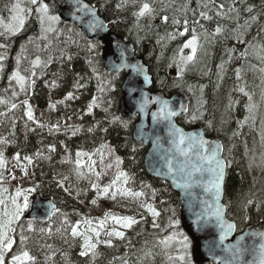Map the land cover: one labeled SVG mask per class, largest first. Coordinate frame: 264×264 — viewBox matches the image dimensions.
<instances>
[{
  "label": "trees",
  "instance_id": "1",
  "mask_svg": "<svg viewBox=\"0 0 264 264\" xmlns=\"http://www.w3.org/2000/svg\"><path fill=\"white\" fill-rule=\"evenodd\" d=\"M91 1L101 9L112 30L132 43L139 55L145 47L152 48L147 65L154 77L153 91H162L166 96L179 94L189 102L190 110L182 118V127L190 130L199 126L207 137L223 142L228 164L226 204L239 233L248 226L264 224V72L261 71L264 68V59H261L264 57L261 49L264 0H239L232 7L237 11L225 10L209 0L143 1L154 11L139 18L135 15L140 10L139 1ZM16 2L13 0L1 8L0 18L7 17ZM204 4L208 6L203 7ZM31 8L33 11L27 19L30 29L25 23L16 36L0 30L4 33L0 35V44L7 45L0 48V55L5 56L0 71V99L9 102L0 104V140L7 141L0 143L4 157L0 174L1 168L9 171L3 178L8 190L35 189L28 196L30 205L40 195L53 201L59 211L47 222L32 221L35 231L27 230L30 220L23 213L16 226L17 244L12 252L20 250L19 232L23 228L24 234L30 237L26 246L35 257V264H185L175 259L183 254L181 236H176L167 248L158 244L172 233L183 234L179 196L169 184L147 172L148 149L136 145L134 122L121 118L119 108L125 76L107 73L101 46L60 19L58 23L65 32L55 39L44 40L32 24L38 17L36 6ZM50 10L58 16L56 8ZM201 11L211 19L201 18ZM217 12L226 15H217ZM165 16L167 22L163 19ZM173 19L180 23H173ZM185 20L188 31L180 35L185 30ZM217 27L221 28L220 33H216ZM193 35L198 40L196 55L193 61H182L181 55L187 56L183 45ZM17 56L21 57V74L31 77L26 92H21L15 81L9 82L17 70ZM37 58L41 63L33 67L32 62ZM32 72L35 76H31ZM241 87L253 97L255 107L251 112L248 97L239 90ZM93 101L95 105L89 110ZM10 103L17 107L11 109ZM28 105L32 108L33 120L27 117ZM71 117H74L72 123ZM101 145H107L102 149V161L96 153ZM108 149L112 150L111 155ZM77 152L89 154L79 158L80 166L75 163ZM25 157H31L32 162ZM117 157L121 161L118 166ZM92 161L96 162L93 171L103 172L99 179L89 171ZM109 164L111 168L106 167ZM78 167L84 175H78ZM120 171L126 172L129 179L124 184L122 177L115 187L122 185L133 192L143 191L145 195L137 198L153 205L160 215L154 218L146 208L136 213L134 201L124 203L127 207L123 211L111 214L134 217L139 223L123 231L125 239L106 236L97 244L95 255L90 252L82 256L83 237H73L70 226L85 218H99L89 209L97 192L92 184L107 186ZM114 190L110 189V195ZM125 197L137 202L133 197ZM154 219L159 228L153 227ZM170 220L178 221V226L169 227ZM42 228H50L51 235L41 233ZM109 239L111 247L103 243ZM6 255L10 264L12 253ZM190 255L189 243L186 259L194 264Z\"/></svg>",
  "mask_w": 264,
  "mask_h": 264
},
{
  "label": "snow or ice",
  "instance_id": "2",
  "mask_svg": "<svg viewBox=\"0 0 264 264\" xmlns=\"http://www.w3.org/2000/svg\"><path fill=\"white\" fill-rule=\"evenodd\" d=\"M126 2V0H125ZM28 4L36 6L35 11L38 13V19L41 24V28L43 32H53L55 29L52 27V24L57 22L59 20V17L56 15H51L50 14V8L47 3H42L41 0H27ZM76 3L79 5L80 0H76ZM209 3L215 4L216 0H209ZM207 4H204L203 7H207ZM220 8H225L226 6L221 4L219 6ZM185 9H187V5H185ZM82 10H88L91 12V15L93 17V20L90 22V27H96L97 24L99 23L98 20L95 19V10L92 9L89 5H82V7H77V11H82ZM229 11H237L234 8H229ZM10 12L15 13L14 15L11 16V19L13 21H16V25H7V31L10 32L12 35H15L17 32H19L25 23L26 17L23 15L25 12H27L29 15H31L33 9L32 8H24L21 7L20 0H17L15 4H13L10 9ZM154 10L152 7L149 5V3H143L142 6L140 7V10L135 13V15L139 17H143L146 14L152 13ZM248 11H251V8L248 9ZM195 15V12H193ZM200 17L203 19H211L207 15L206 12L201 11L199 13ZM217 15H226V13H221L217 12ZM165 22H167L168 17L163 18ZM253 20L256 18L253 17ZM199 21H193V23H198ZM0 23H2V20H0ZM173 23L179 24L180 21L173 19ZM47 25V26H46ZM184 32H181L180 35H185L188 31L187 28V20L184 21ZM195 29H193V32ZM221 28L217 27L216 33H220ZM0 35H4L3 32H0ZM46 38V37H45ZM174 38V36H173ZM197 44L198 40L195 35L192 36L191 39H189L184 45L183 48H189L191 49V54L187 56L181 55V60L185 62H190L193 61L196 52H197ZM7 45L5 44H0V48H6ZM262 51H264V45L261 46ZM5 59L4 55H0V71L3 70L2 67V62ZM261 59H264V57H261ZM17 70L12 73V75L9 78V82L15 81L20 88L21 92H26V84L28 83L29 80H31V77H26L21 74L19 70V63L21 60L20 56H17ZM33 67L40 65L41 61L39 58H37L35 61L32 62ZM223 67V65H221ZM183 71V69H181ZM239 69L237 70V75L239 77ZM262 72H264V68L261 69ZM31 76H35V72L31 73ZM34 83V80L31 81ZM240 92H242L245 96L248 97L249 104H248V110L251 112L255 105L252 103L253 97L252 95L245 91V88L241 87ZM17 93L14 91L13 96H16ZM69 99H71V94H69ZM154 103H158L161 105L160 110L158 113H154V118L161 117L163 119H168L171 116L177 115L175 111H172L168 105L167 101H153ZM23 103L25 105L28 104L27 100H24ZM0 104H9L8 101L4 99H0ZM95 105V101L92 102V104L89 105V110ZM17 107V104L15 103H10V108L15 109ZM54 107V105H53ZM146 107V104H141L140 110L143 111L144 108ZM2 115V113H0ZM27 117L29 120H33V111L30 105H28L27 108ZM247 121V118L245 122ZM244 123V122H242ZM59 126L57 125V128ZM168 135L172 137V143L176 145L177 151L185 157V159L180 163V166L178 168V171L182 174V179L184 182L180 184V187L183 188H190L192 187L193 183H201L204 182L205 176L207 174L206 178V186L205 190L206 191H213L214 190V196L215 200L218 201L220 198V191H221V186L222 182L224 180L225 176V167L226 164L222 159L218 158L219 155V150L220 146H216L215 148H209L207 147V141H204L202 138L198 139L195 136H186L182 130L179 128H176L174 124H169V131ZM7 141L0 140V143H6ZM186 145V147H185ZM107 148V145H101L100 148L96 149V153L101 156V161L103 160L104 153L102 149ZM112 150L108 149V154L111 155ZM39 155V154H37ZM77 160L75 163L80 166L81 161L80 157L84 156H89L88 153L85 152H77L76 153ZM90 158V157H89ZM16 159L19 160V154H17ZM26 160H28L29 163L32 162L31 157H25ZM116 165L118 166L121 161L120 158H116ZM95 161H92L91 164L89 165V171L94 174L97 179H99L102 175L103 172H94V166H95ZM4 165V157L3 153H0V167H3ZM106 167L111 168L112 165L109 164ZM168 169L169 172L173 171V165L172 162H168ZM78 175H84L82 172L79 171L78 167ZM25 174L26 170H25ZM197 174H199L200 179L197 178ZM123 177V183L127 184L128 182V174L126 172L120 171L118 172L117 175L111 180V182L107 185L104 186L102 189L98 184H92V187L96 189L98 192H102L104 195H108L110 192V189L115 188V191L111 192V197L112 199L116 198V195L119 193L120 195L123 196H129V197H143L145 193L143 191L140 192H133L130 189L126 187H119L116 188L115 186L119 181H121V178ZM13 179L15 177L13 176ZM3 183V176L0 174V184ZM91 183V181H90ZM35 191L34 188L27 189V190H21V189H16L15 195L14 196H9L5 197V193L8 192L7 188H2L0 189V264H9L8 258H7V253H12L11 258H10V264H35V257L30 255V252L27 250V241L30 239V237L26 236L24 234V229L21 228L19 232V246L20 250L18 252L13 253V246L17 244V225L19 224V221L24 213L25 210H27L30 207V202L28 199V195L26 193H30ZM153 197L155 196V192H153ZM23 197V202L20 203L19 198ZM93 204L96 203L95 200L92 201ZM251 203V201H249ZM9 204L11 205L9 207ZM142 207L146 208L149 213L155 218L160 215V213L154 208L153 205L151 204H142ZM215 207V213L214 215L216 216V219L220 222V227L224 228L225 225L222 220V213L223 209L216 203L213 205ZM59 211L58 209H54L52 214H55V212ZM67 215V214H65ZM111 220L115 224L119 225L121 228L124 229H130L133 225L139 223L138 220H136L134 217H129V216H117V215H112L110 213H106L104 219L100 220H92V219H83L80 222H77L75 225L70 226L71 227V235L73 237H78L82 236L83 237V244L82 248L83 251H81L80 255L82 256H87L90 252L95 255V249L97 247L98 243H101L100 241V236H101V230H104L106 228L107 221ZM32 221L28 222V231H35V229L32 227ZM65 223L67 221L65 220ZM179 222L178 221H169V227L178 226ZM85 226L84 231H80L81 226ZM153 227L154 228H159L160 225L153 220ZM235 226L233 224H228L227 225V230L221 235L220 240L221 242L226 238L228 232L232 231V229ZM41 233H47L48 235H51V229H40L39 230ZM59 231V229H58ZM88 232H92L95 236L96 242H93V236L88 235ZM104 234L108 237H116L119 239H125V233L123 231L116 230L113 228L112 230H105ZM183 236L182 233H172L170 236L161 239L158 241V244L163 245L165 248L169 246V244L175 240L176 236ZM252 237L257 238L260 243L257 245L256 240H253V244L248 247L245 246L244 248L238 247L236 245L230 246L228 248V251L231 253L233 260L239 262L240 260L243 259V256L245 253H251L253 255V261L251 264H264V232L261 233H252ZM243 239V237L241 238ZM107 246L111 247L112 246V241L111 239L103 241ZM183 254L175 257V259L179 261L185 262V264H189L187 261V255H188V248H189V242L187 240L186 236H183V238L179 241ZM48 247H51L50 245ZM150 254V253H149ZM170 259H172L170 257ZM233 260H229L227 264H233Z\"/></svg>",
  "mask_w": 264,
  "mask_h": 264
},
{
  "label": "water",
  "instance_id": "3",
  "mask_svg": "<svg viewBox=\"0 0 264 264\" xmlns=\"http://www.w3.org/2000/svg\"><path fill=\"white\" fill-rule=\"evenodd\" d=\"M45 3L57 4L60 8L59 15L61 19L69 24L77 26L87 37L92 41H99L105 45L104 61L107 72L117 75L127 74L126 81L123 86V103L121 104L122 115L125 118H135L139 115L142 118L141 125L147 123L149 118L152 119L153 126L159 136H147L145 142L151 146L150 152L146 159V166L148 169L153 168L155 176H161V167H167L168 162L171 161L174 172L178 171L180 163L185 159L172 143V137H163L169 131V124L176 123L171 117L163 119L161 117L154 118V113H158L161 105L153 101L161 100L167 101L170 109L175 111L177 118L182 114L187 113L188 103L186 99L181 96H173L171 98L157 91L154 95L145 92L143 89H150L153 87V76L146 64L151 56V48L145 47L144 53L141 57L136 55L135 47L128 44L125 39L113 34L111 28L105 19L101 16V9L92 3L91 0H80V4L76 0H43ZM239 0H216L217 3L225 5L228 10ZM89 5L95 10V19L99 21L96 27H90V22L93 20L91 12L88 10L77 11V7L82 5ZM134 77V78H133ZM147 95V96H146ZM141 104H146L143 111L140 110ZM180 129V128H179ZM182 130V129H180ZM182 132L186 136H195L198 139L207 141V147L215 148L220 146L219 159H223L224 147L222 143L216 139H207L203 131L199 128L193 129L191 132ZM137 139V138H136ZM186 147V145H185ZM225 162V161H224ZM226 164V162H225ZM166 171V169H163ZM165 173V172H164ZM170 179L169 176L163 175ZM227 177V166L225 167V176L222 182L220 198L215 200L214 190L206 191V178L204 182L193 183L192 187L184 189L180 187L178 182L174 180L173 190L179 194V201L181 206V218L183 221V228L188 236H190L193 245V256L196 264H227L229 260H233L231 253L228 251L230 246L236 245L244 248L250 247L253 240H256L257 245L260 241L251 236L252 233L264 232V226L259 228L249 227L245 233L236 237L237 227L232 223L228 217L225 201V183ZM197 178L200 179L199 174ZM190 201L195 205L191 207ZM214 203L218 204L222 209V220L225 225L220 227V222L216 219ZM57 209L52 201H44L40 197L34 200L31 212L28 214V220H38L41 222L48 221L53 217V210ZM195 211V213H193ZM233 224L235 227L228 232L226 238L221 242V235L227 230V225ZM243 237V239H241ZM234 240V242H232ZM253 255L245 253L243 259L239 262L233 260V264H251Z\"/></svg>",
  "mask_w": 264,
  "mask_h": 264
},
{
  "label": "rangeland",
  "instance_id": "4",
  "mask_svg": "<svg viewBox=\"0 0 264 264\" xmlns=\"http://www.w3.org/2000/svg\"><path fill=\"white\" fill-rule=\"evenodd\" d=\"M12 1H13V0H0V9L3 8V7L8 6ZM150 1L158 2V1H160V0H149L148 2H150ZM167 1H168V0H167ZM204 1H205V0H204ZM124 2H125V1H124ZM139 2H140V3H138V8L140 9V7L142 6L143 3H142V0H140ZM20 3H21V7H24V8H31V6H32L31 4H28L26 0H20ZM125 3H126V2H125ZM201 4H203V2H202ZM14 14H15V13L10 12L9 15H8L7 17H2V18H0V20H2V23H0V30H2L3 32H5V33H7L8 35H11V36H16V35L20 34V32L22 31V29L24 28L25 23H26V27H27V29H30V28H29V24H27V19H28L29 14H28L27 12H25L23 15L26 17V19H25V23H24V25H23V28H22L19 32H17L15 35H12L10 32H8L6 26H7V25L15 26L16 23H17L16 21H13V20L11 19V16L14 15ZM50 14L53 15V13H52L51 10H50ZM58 17H59V14H58ZM59 19H60V17H59ZM60 20H61V19H60ZM154 20H155V19H154ZM32 24L36 25V28H38V31H39V35H40L44 40H49V39H53V38L55 39L56 36L61 35L62 33L65 32V31L63 30L62 26L58 23V21L52 24V27L55 29V31H53V33H52V32H43V31H42L41 24H40V22H39L38 17H36V18L33 19ZM65 24H68V23H65ZM69 25H70V24H69ZM46 26H47V25H46ZM78 30H79V29H78ZM79 31H80V30H79ZM5 35H6V34H5ZM6 36H7V35H6ZM35 36H36V35H35ZM45 37H46V38H45ZM185 43H186V42H185ZM183 49H184V52L187 53V55H190V54H191V49H189V48H183ZM43 50H44V49H43ZM162 57H165V56H162ZM102 63H103V60H102ZM103 64H104V63H103ZM133 78H134V77H133ZM145 92H146L147 95H148V90L144 88V89H143V93H145ZM147 95H146V96H147ZM73 118H74V117H71V120H70L71 123L73 122ZM61 120H62V119H60L59 121H61ZM40 121H41V120H40ZM190 131H192V129H191ZM149 148H150V147H148V149H149ZM105 160H108V159H105ZM150 169L153 170V168H150ZM165 169H166V171H167V172H168V173H169V174L175 179V181L178 182L179 185L182 184V183L184 182V180L182 179V174H181L179 171L174 172V170H173L172 172H169L168 166H167ZM1 172H2V176H3V178H4V175L7 174L9 171L6 170V168L4 167L3 169L1 168ZM103 187H104V186H102V187H100V188L102 189ZM119 187H123V186L120 185V186H117L116 188H119ZM2 188H5L4 185H3V183L0 184V189H2ZM184 189H186V188H184ZM21 190H24V188H21ZM15 191H16V189H10V190H8V192L5 193L4 195H5V197L14 196V195H15ZM114 191H115V190H114ZM30 194H31V192L28 193L27 195L30 196ZM38 196H39V195H38ZM39 197H40V196H39ZM110 197H111L110 192H109V194H108L107 196L104 195L102 192H98V191L94 193V197H93L92 201L95 200L96 203L93 204L92 201H91V203H90V205H89V209H90V211H91L92 213H96V214L99 216V218H97V219H93L94 221H96V220H100V219H104L106 213H110V214H111V213H118V212H117L118 210L123 211V209H124L125 207H127L124 203H126V202H128V201H134L135 204H137V205L135 206V208L137 209V212H136V213H139V212L142 211L143 208H144V207H142L141 205H142V204H145V203H143V202H142L141 200H139L137 197H133V198L137 199V202H136L134 199L126 200V197L123 196V195H120L119 193L116 195V198H115V199H112V198H110ZM125 200H126V201H125ZM18 202L22 203V202H23V197H20ZM32 202H33V201H32ZM32 202H31L30 207H29L27 210H25L24 213H30V211H31V209H32ZM190 203H191V207H194V206H195V205L193 204L192 201H190ZM10 206H11V205L9 204V207H10ZM102 213H104V214H103L104 216L102 215ZM147 213H148V211H147ZM193 213H195V211H194ZM229 216H230V214H229ZM113 228H115L116 230H119V231H126V229L121 228L119 225L115 224L113 221L108 220V221H107V224H106V228H105L104 230H101V236H100L99 239L101 240L102 238L106 237V235L104 234V231H105V230H112ZM181 228H182V227H181ZM81 229H82V231H84V230H85V226L82 225V226H81ZM182 230H183V229H182ZM183 234L186 236V234H185L184 231H183ZM88 235L93 236V242H96V240H95V236H94V234H93L92 232H88ZM186 237H187V236H186ZM181 238H183V236H181ZM187 239H189V238L187 237ZM189 241L191 242L190 239H189ZM191 245H192V247H193L192 242H191ZM191 250H192V248H191ZM190 260H191V262L195 263V261H194V259H193V254L190 255Z\"/></svg>",
  "mask_w": 264,
  "mask_h": 264
},
{
  "label": "flooded vegetation",
  "instance_id": "5",
  "mask_svg": "<svg viewBox=\"0 0 264 264\" xmlns=\"http://www.w3.org/2000/svg\"><path fill=\"white\" fill-rule=\"evenodd\" d=\"M144 1H149V0H144ZM169 13V12H168ZM167 14V13H166Z\"/></svg>",
  "mask_w": 264,
  "mask_h": 264
}]
</instances>
